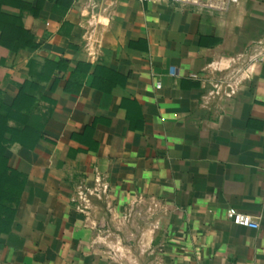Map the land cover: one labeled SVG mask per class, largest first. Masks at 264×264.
Instances as JSON below:
<instances>
[{"label": "crops", "instance_id": "obj_1", "mask_svg": "<svg viewBox=\"0 0 264 264\" xmlns=\"http://www.w3.org/2000/svg\"><path fill=\"white\" fill-rule=\"evenodd\" d=\"M260 41L264 0H0V264H264V60L205 101Z\"/></svg>", "mask_w": 264, "mask_h": 264}, {"label": "built area", "instance_id": "obj_2", "mask_svg": "<svg viewBox=\"0 0 264 264\" xmlns=\"http://www.w3.org/2000/svg\"><path fill=\"white\" fill-rule=\"evenodd\" d=\"M145 2L154 1V0H141ZM167 1V0H160ZM175 3L179 4H192L197 6H204L213 3L215 0H172ZM229 3H238L239 0H225ZM86 46L87 48H91L93 46V37L89 34L86 38ZM90 53L92 50L90 49ZM93 56V55H92ZM247 61L239 67L229 66V69L225 70L221 73L220 78L217 81L213 82V88L209 91V93L205 96V101L208 102V99L215 98V96L220 97H229L233 94V88L248 78L251 74L252 68L258 62L264 60V41L256 42L252 44L247 52ZM192 77L196 78L197 74H192ZM157 87L161 86L160 82H157ZM109 184L102 176L96 177V182L94 186H87L84 183H80L76 186V194L73 198V201L76 202V208L85 213L87 216L90 215V207L91 201L94 197L99 199L107 198L109 194ZM150 203L147 205V211L152 212V206L154 204L153 197H149ZM148 198L139 196L137 197L130 205L129 210L126 212V217L132 216H140L142 217V206L145 203V200H149ZM234 223L243 226H254L256 227L258 224V217L240 213L230 210L229 211ZM144 219V218H143Z\"/></svg>", "mask_w": 264, "mask_h": 264}, {"label": "rangeland", "instance_id": "obj_3", "mask_svg": "<svg viewBox=\"0 0 264 264\" xmlns=\"http://www.w3.org/2000/svg\"><path fill=\"white\" fill-rule=\"evenodd\" d=\"M12 176L13 174L10 172L6 173L5 169L0 165V198H4L3 207L5 206L8 209L16 193L15 179Z\"/></svg>", "mask_w": 264, "mask_h": 264}, {"label": "trees", "instance_id": "obj_4", "mask_svg": "<svg viewBox=\"0 0 264 264\" xmlns=\"http://www.w3.org/2000/svg\"><path fill=\"white\" fill-rule=\"evenodd\" d=\"M6 120H7V116L0 114V165L5 169L6 173L10 172L12 174L13 172H11V170L8 168L6 157H5L4 134L7 131ZM16 196H17V192L15 193V197ZM0 197H1V195H0ZM3 201H5L4 198H0V217L5 216L6 213L9 211V209L7 207H5V206L3 207ZM4 208H5V210H4ZM2 209H3V211H2Z\"/></svg>", "mask_w": 264, "mask_h": 264}]
</instances>
